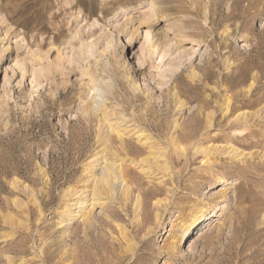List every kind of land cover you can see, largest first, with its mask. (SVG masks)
<instances>
[{
  "label": "rangeland",
  "instance_id": "rangeland-1",
  "mask_svg": "<svg viewBox=\"0 0 264 264\" xmlns=\"http://www.w3.org/2000/svg\"><path fill=\"white\" fill-rule=\"evenodd\" d=\"M262 98L264 0H0V264H264V118L229 128ZM133 119L153 138L125 132L127 155L117 129ZM241 129L247 156L203 153L227 144L203 132ZM148 153L167 160L132 163ZM93 156L124 161L134 194L69 218L64 192L92 189ZM140 187L163 189L164 225L150 207L137 226Z\"/></svg>",
  "mask_w": 264,
  "mask_h": 264
},
{
  "label": "bare ground",
  "instance_id": "bare-ground-1",
  "mask_svg": "<svg viewBox=\"0 0 264 264\" xmlns=\"http://www.w3.org/2000/svg\"><path fill=\"white\" fill-rule=\"evenodd\" d=\"M175 27L176 26H174L172 28L174 35L171 38V42H173V43L175 42V47H177L176 51H178V50H180L178 47L183 44V37L180 36L179 31L175 30ZM132 39H133V35H131L129 37L128 41L131 42ZM138 63H139V61H138ZM139 65H140V63H139ZM83 75H87L89 82L92 84V86H91L92 89L94 91L95 90L98 91L99 85L96 81L97 78L95 77V74H93L92 72H87V71L83 70ZM133 88L135 90H137V86H135L134 84H133ZM255 104H257L259 106L257 111L250 113V115L247 113L239 112L238 114H236V116H234V118H232V120H231L232 123H230L229 128H233L237 125L240 126V124H242V126H244V125L250 123L252 120H254L255 117H259V119L264 118V98L257 100V102ZM222 109L225 112L224 116H225V120H226L227 117H229L233 112V105L229 101H227L226 105ZM120 117H122L123 120H125V122L130 121V120H126L127 118L124 115H121ZM133 120H134V122L131 124L134 126H132V128H130V125H129L123 129H117L118 136L121 139L122 149H124L125 152H127V155H130V151H129V147L127 145L128 140L124 137L125 132L130 133V132L134 131L135 134L139 133L138 137L141 138L142 140H144V144H146V145L149 144L150 138H153V136L150 133H146V131H147L146 129L138 127V125H137L138 121L136 119H133ZM212 123H213V119L211 118V115H209L208 124L211 126ZM231 124H235V125L231 126ZM174 125H175V127H173L174 129L178 128L177 127L178 125L176 123ZM109 126H112V124H109V123L107 124L108 129L110 128ZM118 127H119V124H118L117 128ZM128 128H130V129H128ZM175 132L176 131L174 130V133ZM211 132L212 131L203 132V135H204L203 141L204 142H208V143H210V145H214L211 142H218L219 140L224 139L227 144H221L219 146L214 145L211 147V149L209 151H207V148H204V149H202L203 153L206 152L207 155L211 156V154H213L214 151H216L217 155L213 154V156H215V157H217L218 155L219 156L223 155V157H224V155H226V156H230V157H234V158H239L241 156L245 157L248 155V154H245L242 150H240V148L235 146V143H238L242 140L243 137H241V136L246 135V132L243 131L242 129L237 130L235 134L230 135V136L228 134L225 135V133H219V132H215L214 134H211ZM174 133H172L171 136H174ZM108 139L109 138L107 137L106 138L107 141L105 142V144L111 145V140H108ZM108 141H110V142H108ZM168 141H169V139H168ZM118 149H116L115 151L117 152ZM115 151H113V152L116 155ZM151 154L148 153L147 156H144L143 158H140L139 160L133 159L132 163H134L136 166H138V168H140V170L142 169L144 171H147V170H150V168H151L150 163L151 164L156 163V161H155L156 158H159V157H165L166 158V154H162V155H158V156H156L154 154L151 155ZM166 160H167V158H166ZM87 163H88L87 164L88 166H93V167H94V165H100V168H99V170L101 171L100 175L94 176V177L92 176L94 174L91 175L93 177L92 181H91V185H92L91 190L83 189V188L82 189L68 188L65 190L63 196L67 197L68 201H67L65 208L63 210L64 214L66 216H68L69 218H75L79 214L83 215V213L88 214L89 211L93 210L95 205L105 203L103 201V198H105L104 197L105 195L108 198H112V199L117 198V196H119V194H120V196L123 195L125 198V201H126L125 204L127 205L128 202L132 199V196L134 194L135 189L130 185L129 175H128V171L126 169V165H124V161L118 162L117 159H112L110 161H105V160L101 161L98 159V156H95V157L93 156V157H91V159ZM165 169H167V168H165ZM87 180L89 181L90 178H88ZM138 190H139V193H138V196L136 197V201H135L136 216L139 218L137 226L138 227L139 226L140 227H146L148 225V223L151 224L154 220L156 221V227H159L160 225H164V221H162V212L164 210L168 209L169 202L168 203H166V202L162 203L161 201L156 200L153 205L150 203V199L159 195L163 189H157L158 191H155V192L152 191L149 194H147L146 191L150 190V189L144 190L140 187ZM83 192H85L87 194L83 196V194H84ZM102 192H105L104 196H103ZM166 192L168 193L170 191L166 190ZM86 196H89L90 198L88 199V197H87V199L85 201ZM74 206H76V207H74ZM88 206L91 208L89 211L86 212V210L88 209ZM150 207H152V209L154 211L156 210V215H155V218H153L152 222H150L152 220V217L149 215V208ZM74 209H76V210H74ZM80 212H83V213H80ZM202 212H204L203 208H200L199 210H197L195 212L193 219L190 223V226L195 225V227H196V225H199L202 223V220L204 219V214ZM85 218L88 219L87 217H85ZM172 225H174V222H172ZM183 230H184L183 231L184 236L186 237L187 233L189 231H191L192 228H184ZM180 244H179L178 240L177 241L174 240V237H173V240L169 243V247L171 246V248H173V249L175 248V250H176V248H178V246Z\"/></svg>",
  "mask_w": 264,
  "mask_h": 264
}]
</instances>
